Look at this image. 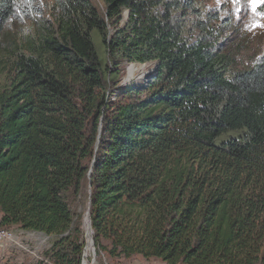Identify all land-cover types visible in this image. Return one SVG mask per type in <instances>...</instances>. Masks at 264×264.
I'll use <instances>...</instances> for the list:
<instances>
[{
	"label": "trees",
	"instance_id": "obj_1",
	"mask_svg": "<svg viewBox=\"0 0 264 264\" xmlns=\"http://www.w3.org/2000/svg\"><path fill=\"white\" fill-rule=\"evenodd\" d=\"M35 1L0 0V40L33 21L0 49V230L81 264L77 200L97 255L264 264V51L229 72L206 36L186 40L175 13L196 0H50L52 20ZM124 62L156 71L126 88Z\"/></svg>",
	"mask_w": 264,
	"mask_h": 264
},
{
	"label": "rangeland",
	"instance_id": "obj_2",
	"mask_svg": "<svg viewBox=\"0 0 264 264\" xmlns=\"http://www.w3.org/2000/svg\"><path fill=\"white\" fill-rule=\"evenodd\" d=\"M91 2L101 13H105L102 0H91ZM34 4L37 8L36 10L29 8L27 10L29 14L52 20L49 14L50 0H36ZM194 7V11L182 8L175 13L176 22H179L182 27L186 40L191 42L201 35L206 36L220 54L227 56L229 72L249 68L258 61L264 51V0H259L255 8L252 6V0H196ZM125 18L124 14L122 23ZM31 19H26L19 12L18 17L4 29L0 49L3 50L18 37L28 34L32 29ZM107 27L111 33L112 23H109ZM93 41L103 60V52L98 49L101 42L96 31L93 33ZM130 65L134 71L130 79L126 80L128 75L126 67ZM130 65L122 63L120 85L126 88L138 83L148 84L156 71V62H134ZM73 202L72 212L76 217H82L84 251L81 264H127L128 261L125 258H111L104 253L97 255L93 242L86 253L84 220L87 215V206L80 204L77 200ZM4 230L11 235V239L0 240V264H54L45 255L54 238L39 232L22 230L16 225Z\"/></svg>",
	"mask_w": 264,
	"mask_h": 264
},
{
	"label": "bare ground",
	"instance_id": "obj_3",
	"mask_svg": "<svg viewBox=\"0 0 264 264\" xmlns=\"http://www.w3.org/2000/svg\"><path fill=\"white\" fill-rule=\"evenodd\" d=\"M126 68H128V75L126 77V80H128V79H130V76L133 73L134 69H133V67H131V65L129 67H126ZM84 229H85V233H86V241H85L86 242V247H85V250H86V253H87L90 250V246H91V243H92L91 229H90V225H89L88 214L86 215L85 220H84Z\"/></svg>",
	"mask_w": 264,
	"mask_h": 264
},
{
	"label": "crops",
	"instance_id": "obj_4",
	"mask_svg": "<svg viewBox=\"0 0 264 264\" xmlns=\"http://www.w3.org/2000/svg\"><path fill=\"white\" fill-rule=\"evenodd\" d=\"M1 216V214H0ZM128 262L127 264H165L164 262H162L159 259H149L146 260L143 257H141L140 255H134L129 259H126Z\"/></svg>",
	"mask_w": 264,
	"mask_h": 264
},
{
	"label": "built area",
	"instance_id": "obj_5",
	"mask_svg": "<svg viewBox=\"0 0 264 264\" xmlns=\"http://www.w3.org/2000/svg\"><path fill=\"white\" fill-rule=\"evenodd\" d=\"M10 240L11 239V235L9 233H6L5 230H0V240Z\"/></svg>",
	"mask_w": 264,
	"mask_h": 264
},
{
	"label": "snow or ice",
	"instance_id": "obj_6",
	"mask_svg": "<svg viewBox=\"0 0 264 264\" xmlns=\"http://www.w3.org/2000/svg\"><path fill=\"white\" fill-rule=\"evenodd\" d=\"M257 3H259V0H252V6H253V8L256 7Z\"/></svg>",
	"mask_w": 264,
	"mask_h": 264
}]
</instances>
